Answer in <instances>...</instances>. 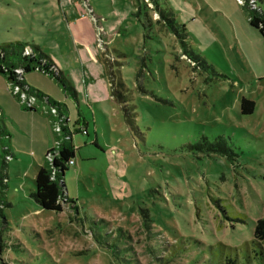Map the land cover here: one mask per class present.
<instances>
[{
    "label": "rangeland",
    "instance_id": "rangeland-1",
    "mask_svg": "<svg viewBox=\"0 0 264 264\" xmlns=\"http://www.w3.org/2000/svg\"><path fill=\"white\" fill-rule=\"evenodd\" d=\"M255 1L264 11V0H0V44L35 43L81 97L67 101L72 201L45 211L29 194L41 148L57 147L53 110L0 76V264H264L252 245L264 205V40L247 16ZM160 10L194 36L179 39ZM111 79L122 80L130 117ZM243 97L253 114H240ZM9 100L44 135L17 128ZM217 137L231 155L195 147Z\"/></svg>",
    "mask_w": 264,
    "mask_h": 264
},
{
    "label": "trees",
    "instance_id": "trees-1",
    "mask_svg": "<svg viewBox=\"0 0 264 264\" xmlns=\"http://www.w3.org/2000/svg\"><path fill=\"white\" fill-rule=\"evenodd\" d=\"M254 6L248 7V23L249 25L260 34L264 40V11L258 6L257 1L253 2ZM172 11L165 13L162 10L159 13L165 17L168 27L175 32L179 39H182L183 35L190 36L184 24L179 22V19L174 17H167ZM178 20V21H177ZM186 49V48H185ZM27 50V53H25ZM187 51V50H186ZM192 53H190L191 55ZM192 58L199 60V56L192 55ZM201 60V59H200ZM33 73H39L52 82L56 87L60 89V98L47 94L46 91L40 88L34 87L28 83L26 77ZM0 74L5 76L6 82L14 89L17 88L16 95H25L26 97H32L37 103L45 105L49 110H53L51 115V123H56L58 126L57 147L50 148L44 153L43 163L40 164L35 173L34 190L30 192V198L36 203L39 209L45 211H61L65 202H71L72 200L67 198V190L64 184V173L67 170L69 161L74 158V152L77 150L71 143V136L74 129H71L69 122L68 105L64 102L65 99H73L76 104L77 91L74 86L66 80L63 72L59 69L54 61L48 54L44 53L41 48L35 44L22 43L18 40L8 43L0 44ZM111 76L114 78V74ZM112 97L119 104L122 105V110L127 117H130L128 108L125 105L124 94L121 93L119 88H122V80L111 79L110 80ZM254 102L248 98L243 97L240 99V114H253ZM32 109V107L30 108ZM130 121V120H129ZM76 121L74 123H78ZM131 124V121H130ZM84 128V126L82 127ZM80 132V130H76ZM7 132L0 127V135L5 136ZM225 139L217 137L215 141L207 142L202 140L195 145L197 149L205 152H217L218 154L231 155L232 150L226 145ZM3 154L12 155L8 146L2 148ZM0 165V180L5 181L6 175L4 173L5 163L4 157ZM4 180H3V179ZM1 182V183H2ZM253 240V252L257 256L258 262L264 261L263 254L258 250L260 243L264 244V205L263 214L257 218L252 230ZM227 264H234L235 259H229L225 257Z\"/></svg>",
    "mask_w": 264,
    "mask_h": 264
},
{
    "label": "crops",
    "instance_id": "crops-1",
    "mask_svg": "<svg viewBox=\"0 0 264 264\" xmlns=\"http://www.w3.org/2000/svg\"><path fill=\"white\" fill-rule=\"evenodd\" d=\"M214 6H216V3H214L213 4V7ZM190 8V7H189ZM176 10V9H175ZM177 11V10H176ZM193 10H191V11H188L189 12V14H190V20L192 19H194V16H193V12H192ZM177 18L179 19V22L181 23V24H184V25H186L183 21V19H182V17H180V16H177ZM185 27V26H184ZM250 28L251 29H253L251 26H250ZM185 29H186V27H185ZM255 32H256V30L255 29H253ZM189 34H191L192 36H194L193 35V33H191V32H188ZM190 35V36H191ZM35 44V43H34ZM36 45V44H35ZM38 46V45H37ZM0 76H2L4 79H5V76H3V75H1L0 74ZM26 80H27V82L28 83H30V84H32L34 87H37V88H40L41 90H44V91H46L47 92V94H49V95H53V96H55V97H58V98H60V89L58 88V87H56V85H54L52 82H50V81H47V82H45V83H43V82H41V80H38V79H34L33 78V76L32 75H28L27 77H26ZM6 81V80H5ZM80 100H81V97L77 94V101H78V104H79V102H80ZM67 101H68V99H65L64 100V102L67 104ZM75 102V101H74ZM6 104L7 105H5V107L4 108H6V112H7V114H9L10 115V118L12 119H14V121H13V124L14 125H16L17 126V128H19V129H29L30 131L32 130V133L33 134H35L36 136H40V135H44V130H43V128H41V126L40 125H35V124H32V123H28V122H26V121H24V115L26 114L25 112L26 111H21L19 108H18V105H17V103L16 102H14V101H11V100H9V101H7L6 102ZM34 135V136H35ZM42 150H40V156H41V160H40V162H39V164H37L36 166H37V168H38V166L40 165V164H42L43 163V159H44V153H45V151L46 150H48L45 146L43 147V148H41ZM37 171V170H36ZM36 173V172H35Z\"/></svg>",
    "mask_w": 264,
    "mask_h": 264
},
{
    "label": "built area",
    "instance_id": "built-area-1",
    "mask_svg": "<svg viewBox=\"0 0 264 264\" xmlns=\"http://www.w3.org/2000/svg\"><path fill=\"white\" fill-rule=\"evenodd\" d=\"M25 53H27V50H25ZM16 90H17V88H16ZM21 96L23 97L24 95H21ZM57 127H58V126H57ZM57 131H58V129H57ZM73 163H74V160L71 159V160L69 161V164L71 165V164H73Z\"/></svg>",
    "mask_w": 264,
    "mask_h": 264
}]
</instances>
